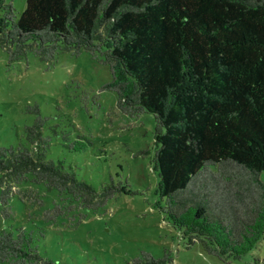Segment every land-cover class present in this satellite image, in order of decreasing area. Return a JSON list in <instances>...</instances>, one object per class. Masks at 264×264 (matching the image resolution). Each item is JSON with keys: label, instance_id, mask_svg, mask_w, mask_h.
I'll return each instance as SVG.
<instances>
[{"label": "trees", "instance_id": "16d2710c", "mask_svg": "<svg viewBox=\"0 0 264 264\" xmlns=\"http://www.w3.org/2000/svg\"><path fill=\"white\" fill-rule=\"evenodd\" d=\"M0 6V43L10 61L32 53L49 63L85 51L108 67L105 89L123 114L154 116L157 208L187 247L199 243L223 264L257 248L264 240V0H26L19 16ZM186 79L203 82L205 93L181 91ZM32 111L26 145L0 146L4 219L11 217L4 176L83 209L122 191L112 183L98 195L47 159L45 119L37 106ZM65 210L54 203L43 219L52 224ZM35 241L25 229H0V263L53 264Z\"/></svg>", "mask_w": 264, "mask_h": 264}, {"label": "rangeland", "instance_id": "374dc122", "mask_svg": "<svg viewBox=\"0 0 264 264\" xmlns=\"http://www.w3.org/2000/svg\"><path fill=\"white\" fill-rule=\"evenodd\" d=\"M1 4L12 5L19 16L26 0ZM110 80L108 67L85 51L62 53L49 63L32 53L10 61L0 43V146L26 145L25 128L34 124L37 114L32 108L37 106L45 119L42 134L50 138L47 159L60 161L98 195L112 183L122 190L91 210L69 207L44 186L17 184L4 176L11 217L0 214V229L31 232L40 255L53 264H134L138 259L148 264L144 262L151 258L157 264H223L199 243L187 247L157 208L155 118L149 113L123 114L115 93L105 89ZM180 90L202 94L206 85L186 79ZM54 203L63 204L66 213L49 224L43 215ZM224 264H264V240L241 260Z\"/></svg>", "mask_w": 264, "mask_h": 264}]
</instances>
